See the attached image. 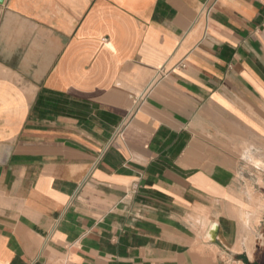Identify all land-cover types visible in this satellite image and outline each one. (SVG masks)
Instances as JSON below:
<instances>
[{"label":"crops","instance_id":"obj_1","mask_svg":"<svg viewBox=\"0 0 264 264\" xmlns=\"http://www.w3.org/2000/svg\"><path fill=\"white\" fill-rule=\"evenodd\" d=\"M263 173L259 0L0 4V264H264Z\"/></svg>","mask_w":264,"mask_h":264},{"label":"rangeland","instance_id":"obj_2","mask_svg":"<svg viewBox=\"0 0 264 264\" xmlns=\"http://www.w3.org/2000/svg\"><path fill=\"white\" fill-rule=\"evenodd\" d=\"M257 164H259V163H257ZM257 167H260V166H258V165H256ZM253 172L255 173V174H258L259 175V182H260V184H262L261 183V180H262V176H261V174H262V172H260V171H257V170H253ZM264 174V173H263ZM248 186L250 187V184H248ZM248 189V188H247ZM249 191V190H248ZM251 193H252V191H251ZM253 195L254 196H257V197H259V198H261V199H263L264 200V193H261L260 192V190L259 191H257V192H255V193H253ZM249 204H250V206L249 205H247V207L249 208V209H252L253 210V205H252V203L250 202V200L249 199H245ZM255 206V205H254ZM250 211V210H249ZM263 213V212H262ZM247 215V214H246ZM248 216V215H247ZM242 221L246 224V225H248V226H251L252 228H254V227H256L257 225H259V223L260 222H258V223H256L254 220H252L251 218L250 219H248L247 220V217H245V216H242Z\"/></svg>","mask_w":264,"mask_h":264},{"label":"bare ground","instance_id":"obj_3","mask_svg":"<svg viewBox=\"0 0 264 264\" xmlns=\"http://www.w3.org/2000/svg\"><path fill=\"white\" fill-rule=\"evenodd\" d=\"M252 194V203L255 205V207H256V214L255 215H252V216H250V215H246V214H243L242 216H245V217H247V220L248 219H252V220H254L256 223H258V222H260L261 221V217H262V212H264V200L263 199H261V198H259V197H257V196H254L253 195V193H251ZM243 212V211H242ZM254 241V240H253ZM251 247V246H250Z\"/></svg>","mask_w":264,"mask_h":264},{"label":"built area","instance_id":"obj_4","mask_svg":"<svg viewBox=\"0 0 264 264\" xmlns=\"http://www.w3.org/2000/svg\"><path fill=\"white\" fill-rule=\"evenodd\" d=\"M264 5V0H259Z\"/></svg>","mask_w":264,"mask_h":264},{"label":"water","instance_id":"obj_5","mask_svg":"<svg viewBox=\"0 0 264 264\" xmlns=\"http://www.w3.org/2000/svg\"><path fill=\"white\" fill-rule=\"evenodd\" d=\"M4 0H0V4L3 3Z\"/></svg>","mask_w":264,"mask_h":264}]
</instances>
